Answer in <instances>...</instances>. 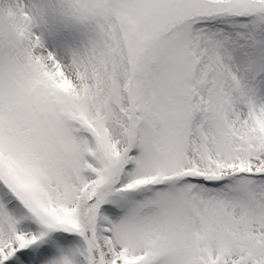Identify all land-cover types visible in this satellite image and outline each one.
Segmentation results:
<instances>
[{
  "label": "snow or ice",
  "instance_id": "1",
  "mask_svg": "<svg viewBox=\"0 0 264 264\" xmlns=\"http://www.w3.org/2000/svg\"><path fill=\"white\" fill-rule=\"evenodd\" d=\"M0 264H264V0H0Z\"/></svg>",
  "mask_w": 264,
  "mask_h": 264
}]
</instances>
